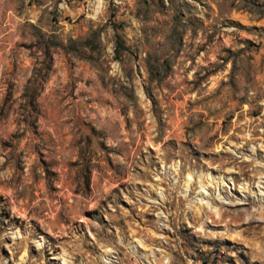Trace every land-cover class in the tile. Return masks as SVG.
I'll return each instance as SVG.
<instances>
[{
	"label": "rangeland",
	"instance_id": "rangeland-1",
	"mask_svg": "<svg viewBox=\"0 0 264 264\" xmlns=\"http://www.w3.org/2000/svg\"><path fill=\"white\" fill-rule=\"evenodd\" d=\"M0 264H264V0H0Z\"/></svg>",
	"mask_w": 264,
	"mask_h": 264
},
{
	"label": "trees",
	"instance_id": "trees-1",
	"mask_svg": "<svg viewBox=\"0 0 264 264\" xmlns=\"http://www.w3.org/2000/svg\"><path fill=\"white\" fill-rule=\"evenodd\" d=\"M119 42L118 41H116V51H117V49L119 48Z\"/></svg>",
	"mask_w": 264,
	"mask_h": 264
},
{
	"label": "bare ground",
	"instance_id": "bare-ground-1",
	"mask_svg": "<svg viewBox=\"0 0 264 264\" xmlns=\"http://www.w3.org/2000/svg\"><path fill=\"white\" fill-rule=\"evenodd\" d=\"M188 180H189V179H188ZM188 180H187V181H188ZM188 185H189V184H188Z\"/></svg>",
	"mask_w": 264,
	"mask_h": 264
}]
</instances>
